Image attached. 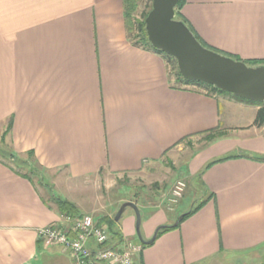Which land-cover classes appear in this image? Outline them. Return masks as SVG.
<instances>
[{
    "label": "crops",
    "instance_id": "crops-1",
    "mask_svg": "<svg viewBox=\"0 0 264 264\" xmlns=\"http://www.w3.org/2000/svg\"><path fill=\"white\" fill-rule=\"evenodd\" d=\"M180 12L209 47L242 61L264 60V0H185ZM129 35L125 0H0L3 148L39 165L47 189L56 178L147 171L187 141L220 131L224 136L207 141L190 163L196 193L207 204L143 247L136 264H216L226 256L260 255L264 125L255 123L264 105L176 84L163 56L135 46ZM227 156L237 157L198 179L209 162ZM182 201L136 204L145 241L159 227L175 228L186 214L177 208ZM136 224L135 212L126 210L116 249L140 243ZM51 226L71 228L37 183L0 161V264H73L68 252L40 236Z\"/></svg>",
    "mask_w": 264,
    "mask_h": 264
},
{
    "label": "rangeland",
    "instance_id": "rangeland-1",
    "mask_svg": "<svg viewBox=\"0 0 264 264\" xmlns=\"http://www.w3.org/2000/svg\"><path fill=\"white\" fill-rule=\"evenodd\" d=\"M151 4L150 0H137V11L133 14L135 30L131 33L133 39L138 36L136 29L138 22L143 20ZM177 11L175 10L176 14ZM175 18L178 20V17L175 16ZM169 68L170 74L175 80L172 67ZM187 88L208 93L202 87L187 86ZM207 137L203 136L195 141H187L181 147L171 151L160 163L141 173L119 177L106 174L78 182L66 179L60 181L56 178L51 181L54 184L50 183L51 187L47 188L50 192L40 183H37V186L52 207L58 208L56 199L71 201L78 206L80 216H91L95 220H99L104 216L114 217L122 204L126 202H133L140 206L166 207L172 198L175 184L182 181L187 184V188L183 198L180 199L183 200L182 205L177 208L180 211L185 210L186 212L183 213L185 214L190 212L194 201L200 195L196 193L199 187L198 182L190 178L189 170L193 156L207 145ZM35 180L38 182L37 178ZM55 183L57 184L55 185ZM169 205L170 208H173L171 203ZM127 211L130 212L132 209L128 208ZM218 262L216 264H264V251L260 255L251 257L226 256Z\"/></svg>",
    "mask_w": 264,
    "mask_h": 264
},
{
    "label": "water",
    "instance_id": "water-1",
    "mask_svg": "<svg viewBox=\"0 0 264 264\" xmlns=\"http://www.w3.org/2000/svg\"><path fill=\"white\" fill-rule=\"evenodd\" d=\"M178 3L179 0H152V10L145 20L152 47L176 59L185 80L214 86L243 100L264 103V66L249 67L204 47L184 22L176 20ZM128 208L135 212L137 236L143 246L152 245L160 230L171 228L159 227L151 240L145 241L141 235V212L135 203L122 204L115 222L121 221Z\"/></svg>",
    "mask_w": 264,
    "mask_h": 264
},
{
    "label": "trees",
    "instance_id": "trees-1",
    "mask_svg": "<svg viewBox=\"0 0 264 264\" xmlns=\"http://www.w3.org/2000/svg\"><path fill=\"white\" fill-rule=\"evenodd\" d=\"M150 2H152V0H150ZM185 3V0H179V3L176 7V11L177 14L175 13V16L178 17L179 21L184 22L189 29L194 33V35L196 36V38L199 40V42L206 47L207 49H210L212 51H215L217 53H220L224 56L230 57L236 61H241L244 62L245 64H247L249 67H260V66H264V60H250V61H242L238 58H236L235 56H231L229 54L223 53V52H219L211 47H209L207 44H205L200 38L199 36L194 32V30L192 29V27L190 26V24L187 22V20L183 17V15L181 14L180 10L182 9L183 5ZM152 10V4L148 10V12L144 15L143 20L136 26V29L138 30V36H135V39H133V36H131V33H133V31L135 30V20L133 18V14L137 11V0H125V11H126V20H127V27L129 30V37L131 39V41L133 42V44L137 47H141L144 49H148V50H152L155 53L163 56V58L167 61L169 67H172V70L175 74V82L178 85H186V86H197V87H202L204 88L206 91H208V94L213 95V94H229L232 95L230 93L221 91L219 89H217L214 86H209L206 84H202V83H197V82H189L187 80H185L182 75L179 72L178 69V64L176 59L164 54L161 51H158L156 49H154L152 47V45L150 44L149 40H148V36H147V32H146V24H145V20L147 18V16L149 15L150 11ZM134 20V21H133ZM135 40V41H134ZM234 96V95H232ZM236 97V96H234ZM238 98V97H236ZM240 99V98H239ZM243 100V99H241ZM247 101V100H246ZM251 102V101H249ZM257 103V102H256ZM264 105V103H259ZM256 126L258 127H262L264 125V107L258 112V116H257V120L255 123ZM224 135L222 134V132L220 131H213L210 132L208 134V137L206 138L208 143H212L218 139H221ZM4 143H5V139L3 138V140L0 142V161H6L7 164H9L12 169L15 171L16 174H18L19 176L33 182V183H40L41 185H43V179H41V174H40V167L39 165L35 168L33 167L31 164H29L27 161L19 158V157H15L14 155L10 154L8 151H6L3 147H4ZM237 156H227L221 159H216L213 160L211 162H209L204 168L203 170L200 172V174L198 175V179H201V177L204 175V173L210 169L211 167H213L214 165L218 164V163H222L231 159L236 158ZM247 158H252L251 156H244ZM27 158H29L30 160H35V155L34 153L30 152L29 154H27ZM255 159V158H254ZM259 161H263L264 159L259 158ZM35 178L38 179L35 180ZM59 211L61 213V215L64 217H79V211L77 209V207L70 203L69 201L66 200H61V199H56L55 200ZM194 205L192 207V209L190 210V212L186 213L185 215H183L182 219L180 220L179 224L182 223L183 221H185L186 219L190 218L191 216H193L195 213H197L200 209H202L208 202V200L199 195V197L194 201ZM99 225L102 224H107L112 236V239L114 241H118L121 242L122 241V234L119 230V225L120 222H115V216L114 217H108V216H104L102 218H100L98 221ZM179 225L175 228H166V229H162L159 231L157 239L162 236L163 234H165L166 232L170 231L171 229H176L178 228ZM156 239V240H157ZM155 243V242H154ZM153 243V244H154ZM152 244V245H153ZM151 246V245H150ZM143 247H147V246H143Z\"/></svg>",
    "mask_w": 264,
    "mask_h": 264
},
{
    "label": "built area",
    "instance_id": "built-area-1",
    "mask_svg": "<svg viewBox=\"0 0 264 264\" xmlns=\"http://www.w3.org/2000/svg\"><path fill=\"white\" fill-rule=\"evenodd\" d=\"M186 188L185 182L175 184L170 199L172 204L183 198ZM64 219L71 226L69 232L51 226L40 230V236L46 244L60 246L68 252L73 264H136L143 249L141 243L125 241L116 249L107 224L99 225L91 216Z\"/></svg>",
    "mask_w": 264,
    "mask_h": 264
}]
</instances>
